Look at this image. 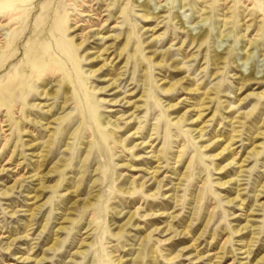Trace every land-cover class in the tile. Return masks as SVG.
I'll return each mask as SVG.
<instances>
[{
  "label": "rangeland",
  "instance_id": "1",
  "mask_svg": "<svg viewBox=\"0 0 264 264\" xmlns=\"http://www.w3.org/2000/svg\"><path fill=\"white\" fill-rule=\"evenodd\" d=\"M7 2L0 264H264V0Z\"/></svg>",
  "mask_w": 264,
  "mask_h": 264
},
{
  "label": "bare ground",
  "instance_id": "2",
  "mask_svg": "<svg viewBox=\"0 0 264 264\" xmlns=\"http://www.w3.org/2000/svg\"><path fill=\"white\" fill-rule=\"evenodd\" d=\"M8 0H0V7L2 6V7H9V6H11L10 5V3L9 2H7ZM13 14H14V12H13ZM146 17H144V19H145ZM146 20V19H145ZM146 22V21H145ZM40 35L39 34H37V36L36 37H39ZM78 45H80V47H82L83 46V43H80V44H78ZM8 51V53L11 51V49H8L7 50ZM7 53V54H8ZM98 69H101V67L100 68H98ZM103 88V87H102ZM116 101H118V100H116ZM122 101V100H121ZM28 178V177H27ZM161 182L160 181H158V182H156V191H159L160 190V188H161ZM154 193H156V192H154ZM137 208V207H136ZM151 214V213H150ZM145 215H146V213H145ZM148 215V214H147ZM154 216H160L159 214H155ZM156 218V217H155ZM160 227V226H159ZM153 229V228H152ZM158 230V228H155L154 230H153V232H155V231H157ZM239 231H240V229H238ZM150 231H152V230H150ZM150 231H149V233H150ZM165 233L166 231L165 230H161L160 229V231L158 232V233ZM148 233V234H149ZM147 234V235H148ZM180 233H176L175 235H174V237L175 236H177V235H179ZM166 239H168V240H170V237H168V238H166ZM7 246V248L9 247V245L10 244H6ZM186 248H188V246L187 247H183L181 250H179V252H177V253H175V255L172 257V258H176V257H178L179 255H180V253L181 252H184L182 255H184L185 253H187L188 251L187 250H185ZM172 256V255H171ZM264 257V256H263ZM200 258V257H199ZM198 258V259H199Z\"/></svg>",
  "mask_w": 264,
  "mask_h": 264
}]
</instances>
